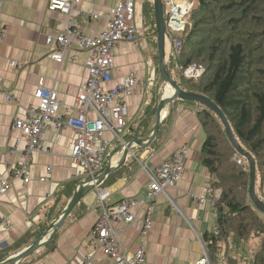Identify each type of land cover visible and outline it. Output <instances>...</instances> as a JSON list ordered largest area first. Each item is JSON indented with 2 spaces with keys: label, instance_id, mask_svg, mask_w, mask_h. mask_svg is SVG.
<instances>
[{
  "label": "crops",
  "instance_id": "0c3cea01",
  "mask_svg": "<svg viewBox=\"0 0 264 264\" xmlns=\"http://www.w3.org/2000/svg\"><path fill=\"white\" fill-rule=\"evenodd\" d=\"M117 1L81 0L77 19L82 31L88 36L101 32L106 26V14ZM48 2L0 0V28L3 29L0 77L5 88L0 90V175L9 177L12 182L11 188L0 198V216L11 223L8 229L0 230V253L10 250L26 233L43 224L51 208L53 211L56 195L66 184L75 180L80 182L70 158L74 133L69 128L55 130L51 127L44 132V150L32 153L28 158L31 179L24 182L21 177H14L24 143L20 142L18 150L10 152L18 136L11 126L14 118L22 114L24 105L37 103L33 93L38 78L43 77L45 85L56 90L61 101L59 112L62 114L66 107L73 105L77 88L86 79L85 51L72 46L61 64L50 57L54 45H48L46 38L62 29L66 16L59 11L48 10ZM142 2L137 0L138 40L136 43L121 42L114 48L112 80L108 83L111 87L130 73L143 80L144 85L137 87L127 100L128 131L137 125L143 115L156 79L153 45L142 23ZM92 13L99 17L93 18ZM166 44L169 53L170 41L167 39ZM5 90L12 92L20 105L8 101ZM200 109L197 103L174 99L162 113V121L167 117V124L160 146L144 148L147 143L143 146L132 145L122 174L113 182L101 185L109 192L104 202L106 206L125 197L140 198L148 184L143 166L154 171L180 145H188L183 177L167 189L174 203L163 195L156 200L152 229L145 241V264H195L202 250L198 237L202 238L205 232L214 229L215 210L207 201L209 194L206 190L210 174L200 162L201 146L205 139L197 116ZM112 137L111 133L105 134L106 139L111 140ZM113 145L109 149L107 163L114 167L121 161V152H116L117 145ZM47 166L52 167L48 180L40 181L39 178L46 175ZM80 201L83 207H77L62 222L53 243L40 247L17 264H81L91 251L90 231L100 212L96 189H90ZM115 226L121 228L119 238L126 249L133 251L139 247L141 241L132 227H123L121 223ZM19 250L12 251L6 258L16 255ZM92 264L111 263L106 256L96 253Z\"/></svg>",
  "mask_w": 264,
  "mask_h": 264
},
{
  "label": "trees",
  "instance_id": "16d2710c",
  "mask_svg": "<svg viewBox=\"0 0 264 264\" xmlns=\"http://www.w3.org/2000/svg\"><path fill=\"white\" fill-rule=\"evenodd\" d=\"M193 2L189 15L191 27L174 35L181 41V49L169 52L168 71L180 89L204 95L220 108L235 139L255 161V191L264 203V0ZM141 17L144 29H148L145 33L155 37L156 49L152 0H143ZM194 63L203 65L205 71L197 80L185 78L182 71ZM154 71L156 79L150 90V101L137 125L127 130L126 139L148 138L153 131L163 87L158 62ZM200 107L197 116L205 133L200 162L208 169L210 185L221 189L220 197L213 204L214 229L202 235L210 261L212 264H264V214L249 198L248 161L230 142L218 115L203 105ZM166 124L167 117L144 148L160 146ZM237 157L242 164L236 162ZM124 166L110 173L101 185L117 179ZM78 184V180L66 184L56 195L53 211L51 208L43 224L26 233L10 250H3L0 262L12 251H21L25 244L44 234L61 214L66 201L72 198ZM79 206H82L81 201L63 221ZM57 233L58 230L48 245L53 243Z\"/></svg>",
  "mask_w": 264,
  "mask_h": 264
},
{
  "label": "built area",
  "instance_id": "2783aa9c",
  "mask_svg": "<svg viewBox=\"0 0 264 264\" xmlns=\"http://www.w3.org/2000/svg\"><path fill=\"white\" fill-rule=\"evenodd\" d=\"M167 16L164 14L166 39L170 41V50L179 52L181 41L175 34L191 27L190 10L193 0H162ZM81 0H49L48 10L63 13L65 23L54 36H48L46 43L54 45L50 53L51 59L61 64L66 52L74 46L79 51H85L87 57L84 62L86 79L78 86L75 101L66 107L64 113L59 112L61 101L53 87L45 85L43 77L38 78L37 87L33 93L36 104L23 106L22 114L14 118L12 129L18 132L14 147L10 152L18 150L20 142L24 143L18 167L14 177H21L24 182L31 179L28 158L32 153L42 152V135L53 127L55 130L69 128L73 131V142L70 147V158L76 168V175L80 182L95 185L97 201L100 208L99 215L92 225L91 251L87 253L81 264H92L96 253L106 256L111 264H145V241L152 229L156 200L160 195L174 203L167 189L183 177L184 162L188 153V145L182 144L171 155L161 161L151 171L143 166L148 176L145 194L140 198H121L115 204L106 206L109 197L107 188L101 187L99 181L109 156V149L113 145L127 148V157L131 154L127 139L128 105L127 100L135 89L144 85L143 80L130 73L108 86L112 80L114 68V48L121 42L136 43L138 40L137 0H118L115 7L106 14L105 28L94 36L86 35L78 22L77 13L80 12ZM93 18L99 15L92 13ZM3 29L0 28V43ZM169 55V53H168ZM73 58V56H72ZM18 66L17 63H13ZM205 68L201 64H191L182 71L188 79L197 80ZM5 89L0 77V90ZM6 99L20 105L12 92L5 90ZM111 133L112 139H106L105 134ZM130 153V154H129ZM236 162L242 164L241 158ZM12 167V166H10ZM14 168V167H12ZM52 167H46V175L39 178L47 181ZM99 181L98 184H96ZM11 179L0 175V198L11 188ZM208 203L212 206L220 197L221 189L213 188L210 182L206 185ZM195 198L200 199L197 196ZM121 223L123 227H132L139 239L140 245L129 251L120 241V229L115 226ZM11 223L6 217L0 216V230H6ZM201 245V255L195 264H212L202 238L198 237Z\"/></svg>",
  "mask_w": 264,
  "mask_h": 264
},
{
  "label": "water",
  "instance_id": "95a60500",
  "mask_svg": "<svg viewBox=\"0 0 264 264\" xmlns=\"http://www.w3.org/2000/svg\"><path fill=\"white\" fill-rule=\"evenodd\" d=\"M152 2L154 5V17H155V24H156L158 69H159L160 76L163 80V87H162L161 95H160V98L157 104L156 119H155V125L153 128V131L151 132L148 138H143V139L129 138L127 139L128 146H131V145L143 146L154 138L162 122V118H163L162 113L164 109L174 99H180L183 101H192L199 105H203L218 115V117L221 119L225 127V131H226V134L230 142L236 148L238 154L241 155L242 157H245L246 160L248 161L249 170H250V183H249V189H248L249 198L255 205L256 209L262 214H264V203L258 198L256 191H255V169H256L255 161L253 157L248 152H246L235 139L232 133L231 127L226 117L220 110V108L212 100H210L208 97L204 95L189 92V91H184L180 89L177 82L170 75L168 68H167L168 53L166 51L167 44H166V36H165L166 29H165V24H164V5H163L162 0H152ZM167 85L171 86L174 90V93L170 97L164 96V90ZM116 152H121V161L114 167L111 166L110 163H107L102 173L99 176V181H103L110 173H112L118 167H120L121 165L125 163L126 158H127L128 149L125 148L121 150V147H117ZM99 181L96 184H98ZM94 187H95L94 184L85 183L83 181L79 182L72 198L67 203L66 207L63 209L61 214L51 222V224L49 225L45 233L42 234L36 240H34L32 243H30L25 249H23L16 255L8 257L5 260L1 261L0 264H17L21 259L27 257L32 252L46 245L49 242V240L52 238L54 233L60 228L63 220L69 214V212L72 210L75 204L82 199V197L86 194V192H88L90 189H93Z\"/></svg>",
  "mask_w": 264,
  "mask_h": 264
},
{
  "label": "rangeland",
  "instance_id": "374dc122",
  "mask_svg": "<svg viewBox=\"0 0 264 264\" xmlns=\"http://www.w3.org/2000/svg\"><path fill=\"white\" fill-rule=\"evenodd\" d=\"M164 14H165V16H167V11H166V7H165V9H164ZM142 19H143V17H142ZM148 29L145 27V31H147ZM148 34V33H147ZM146 34V36H147V38H148V40L153 44V49H152V52H153V55L155 56V58H156V60H155V63L156 62H158V53H157V45H156V49H155V46H154V40H155V37L154 38H152L150 35H147ZM156 42H157V39H156ZM168 50V49H167ZM166 50V51H167Z\"/></svg>",
  "mask_w": 264,
  "mask_h": 264
},
{
  "label": "bare ground",
  "instance_id": "6f19581e",
  "mask_svg": "<svg viewBox=\"0 0 264 264\" xmlns=\"http://www.w3.org/2000/svg\"><path fill=\"white\" fill-rule=\"evenodd\" d=\"M174 93V90L171 86L167 85L165 90H164V96L165 97H170Z\"/></svg>",
  "mask_w": 264,
  "mask_h": 264
}]
</instances>
